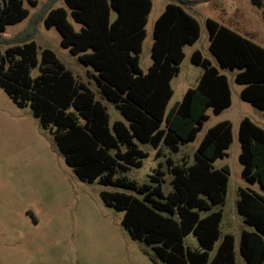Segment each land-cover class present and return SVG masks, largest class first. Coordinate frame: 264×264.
<instances>
[{"label": "trees", "instance_id": "trees-1", "mask_svg": "<svg viewBox=\"0 0 264 264\" xmlns=\"http://www.w3.org/2000/svg\"><path fill=\"white\" fill-rule=\"evenodd\" d=\"M3 0L0 5V88L19 107L29 106L40 127L50 129L65 164L83 181L126 192H102L106 206L123 212L122 226L130 237L151 248L163 264H236L234 237L221 236L222 213L213 211L225 202L229 168L213 167L232 143V125L220 122L209 128L194 154L193 164L176 165L165 159L172 191L162 189L163 172L153 170L149 184H137L125 174L140 168L148 153L138 144L157 150L160 145L177 153L195 139L208 119L207 110L219 115L231 106L227 77L194 51L191 63L203 72L195 87L167 111L173 96L172 79L184 59L183 49L199 38L196 20L185 11L183 0L168 3L156 19L146 73L139 68L150 0H63L65 8L47 0L26 29L6 39V27L29 17L24 2ZM261 7V0H250ZM80 26L75 31L69 18ZM33 19V20H32ZM42 20L55 28L60 46L96 73L102 99L119 111L124 121L110 124L106 106L57 59L44 49L40 58L32 40ZM208 51L220 69L237 71L234 82L243 88L240 99L264 117V49L212 19L206 20ZM37 69L36 77L30 70ZM238 161L241 176L264 191V130L243 118L239 122ZM236 211L253 231H242L239 253L244 264H264V198L250 189L237 193ZM192 235L197 248L186 238ZM215 248V244L219 241Z\"/></svg>", "mask_w": 264, "mask_h": 264}, {"label": "rangeland", "instance_id": "rangeland-1", "mask_svg": "<svg viewBox=\"0 0 264 264\" xmlns=\"http://www.w3.org/2000/svg\"><path fill=\"white\" fill-rule=\"evenodd\" d=\"M36 7L26 1L23 7L29 11V17L20 23L9 25L4 38H13L36 18L47 0H34ZM151 10L145 25V38L139 54V68L146 73L152 60L150 57L153 26L168 3L176 0H150ZM184 9L197 22L199 38L192 46L183 49L184 59L179 73L171 81L173 96L167 111L180 102L189 88L195 87L203 70L191 63L194 51L208 59L220 74L227 77L231 106L219 115L207 110L208 119L200 132L191 142L180 146L172 153L160 145V158L157 150L149 145L138 144L148 157L142 160L140 168H131L125 176L137 184H149L153 170L160 166L163 172L162 189L165 195L172 191L171 174L165 159L171 158L176 165L189 166L194 162L197 147L214 125L229 121L232 125V143L223 158L213 163L215 169L229 168L225 202L215 207L220 210L221 236L231 234L235 238L236 264H244L239 253V234L241 230L253 231L246 226L236 211L237 193L240 189H250L264 198V191L258 184L246 183L242 176V166L238 161L240 145L238 142L239 122L248 118L264 130V117L260 110L240 99L242 86L234 82L235 71L220 69L208 51V31L206 20L233 30L264 49V0L261 7L252 5L250 0H183ZM3 0H0L2 6ZM65 8L59 0L54 8ZM66 9V8H65ZM69 22L75 31L80 26L70 17ZM32 19V20H33ZM30 21V20H29ZM33 41L40 58L44 49L52 51L57 59L70 70L101 101L107 109L110 124L124 121L112 104L101 98L94 77L96 73L89 66L81 64L77 57L60 46L61 36L55 28L46 29L42 20L35 26ZM10 46L0 44V50ZM37 69L30 70V76L36 77ZM126 192L117 188L102 186L97 181L88 183L80 180L64 161L58 151L50 129L40 127L32 116L29 106L19 108L0 88V264H163L154 258L151 248L133 240L122 226L124 213L105 205L102 192ZM216 242L215 248L219 245ZM186 244L197 248L195 238L190 235Z\"/></svg>", "mask_w": 264, "mask_h": 264}, {"label": "crops", "instance_id": "crops-1", "mask_svg": "<svg viewBox=\"0 0 264 264\" xmlns=\"http://www.w3.org/2000/svg\"><path fill=\"white\" fill-rule=\"evenodd\" d=\"M166 5H167V4H166ZM166 5H165V6H166ZM164 8H165V7H164ZM163 10H164V9H163ZM141 72H142V71H141ZM146 72H147V71H146ZM142 73H143V72H142ZM242 221H243V219H242ZM244 230H245V231H248V230H246V229H244ZM244 230H241V232L244 231ZM241 232H240V233H241ZM232 236H233V235H232ZM233 237H234V236H233ZM239 240H240V234H239ZM234 253H235V238H234ZM235 262H236V260H235Z\"/></svg>", "mask_w": 264, "mask_h": 264}]
</instances>
